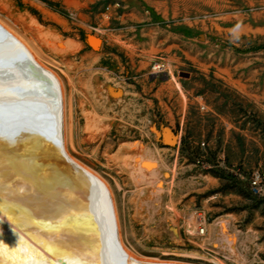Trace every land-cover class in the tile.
Returning a JSON list of instances; mask_svg holds the SVG:
<instances>
[{
	"label": "rangeland",
	"instance_id": "obj_1",
	"mask_svg": "<svg viewBox=\"0 0 264 264\" xmlns=\"http://www.w3.org/2000/svg\"><path fill=\"white\" fill-rule=\"evenodd\" d=\"M0 20L62 80L67 149L131 254L264 264V0H0Z\"/></svg>",
	"mask_w": 264,
	"mask_h": 264
},
{
	"label": "bare ground",
	"instance_id": "obj_2",
	"mask_svg": "<svg viewBox=\"0 0 264 264\" xmlns=\"http://www.w3.org/2000/svg\"><path fill=\"white\" fill-rule=\"evenodd\" d=\"M61 81L0 23V264H193L129 252L112 188L67 149Z\"/></svg>",
	"mask_w": 264,
	"mask_h": 264
},
{
	"label": "built area",
	"instance_id": "obj_3",
	"mask_svg": "<svg viewBox=\"0 0 264 264\" xmlns=\"http://www.w3.org/2000/svg\"><path fill=\"white\" fill-rule=\"evenodd\" d=\"M166 66L164 63H156L154 66H153V71L155 72H161L163 70H165ZM255 184H257V181H254Z\"/></svg>",
	"mask_w": 264,
	"mask_h": 264
},
{
	"label": "water",
	"instance_id": "obj_4",
	"mask_svg": "<svg viewBox=\"0 0 264 264\" xmlns=\"http://www.w3.org/2000/svg\"><path fill=\"white\" fill-rule=\"evenodd\" d=\"M167 77H168V75H167Z\"/></svg>",
	"mask_w": 264,
	"mask_h": 264
}]
</instances>
